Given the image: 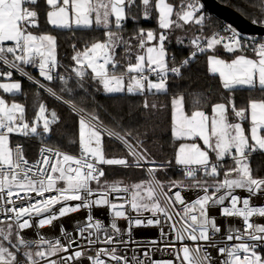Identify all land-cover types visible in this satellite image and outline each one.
<instances>
[{"label":"snow or ice","instance_id":"6c2138e0","mask_svg":"<svg viewBox=\"0 0 264 264\" xmlns=\"http://www.w3.org/2000/svg\"><path fill=\"white\" fill-rule=\"evenodd\" d=\"M38 4L39 0H0V65L8 69L0 70V77L10 80L14 69L45 89V84L36 81L24 67L34 66L45 81L58 78L65 85L62 91H68V78L56 72L59 66L56 37L37 35L30 30L39 27V12L26 5ZM45 4L49 9L47 23L54 28L95 26L104 30L102 41L72 56L75 66L71 72L78 78L81 88L84 87L82 81L90 76L91 80L103 85L106 93H166L170 74L182 77L183 70L198 53L214 51L223 45L234 58L226 61L215 54L208 55L209 73L219 75L224 89L247 88L264 92V42L253 47L254 57L250 58L243 54L248 44L242 42L231 27L228 29L231 34L227 36L213 33L193 37L190 44L194 50L179 64L174 56L169 57L165 47L169 32L184 29L186 25L204 24L199 0H179L176 4L169 0H45ZM258 8L264 14V0ZM154 14L158 32L139 28L125 38L126 22L138 23L141 19H151ZM6 42H10V46ZM177 43L183 44V40L177 37ZM120 48L124 51L118 58ZM238 51L241 54L236 55ZM0 89L5 93H19L22 85L19 81L0 83ZM46 91L61 99L53 88L47 87ZM170 103L172 137L203 142V147L197 143H181L175 152V163L182 167L188 183L183 179L167 184L158 180L155 174L164 166L157 167L149 160L142 143L131 144V133L121 135L107 131L106 134L121 140L135 159L130 163L126 158H107L102 148V121L98 114L84 113L83 109L78 128L79 154L42 147L40 158L30 163L21 145L10 146V134L40 135L38 125L41 122L43 134H48L50 125L59 118L52 111L49 119L46 105L40 102L35 120L29 123L23 104H9L0 97V216L4 217L0 219V264H74L82 257L90 264H174L172 260H152L150 253L155 249L145 250L144 259L136 254V249H132L133 255L126 254L130 244L139 247L132 239V231L142 226L159 227L164 247L173 252L176 264H217L209 249L218 251L223 257L219 264H264V255L257 251L258 246L264 244V224L253 220L254 217L264 218V205L251 203L253 198L264 196V178L254 176L251 166L252 155L264 152V98L250 100L247 109H237L234 99L229 97L226 102L212 105L211 117L198 106L199 98L193 99L194 109L190 114L185 110L183 94L174 96ZM143 107L156 109L157 105L145 100ZM229 112L238 121L250 115V135L246 134L241 122L230 121ZM226 157L231 158L233 165L224 170ZM142 161L152 165L148 168L150 179L124 187H119L118 182L100 184L106 175L100 165L142 168ZM200 173L202 176L198 178ZM93 181L96 189L92 187ZM175 188L198 189L203 194L188 202L181 191L173 192ZM237 189L248 195L241 198L236 194ZM53 191L56 195H45ZM112 192L130 193V197L123 203H114L109 199ZM33 193L40 199H34ZM18 201L23 203L18 205ZM68 201L78 203L73 206ZM125 204L130 205L131 212L136 215H131ZM57 205H60L58 211ZM97 206L109 208L112 219L108 226L91 214V209ZM82 209L89 211L85 222L77 223L78 238L66 232L63 225L60 226L66 241L63 243L59 238L53 241L39 234L36 240L25 239L22 235L25 229L53 226L60 218ZM212 209H219L221 217L242 221V229L229 226L222 238L236 243H218L217 236L223 229L210 214ZM145 212H150L151 216L145 217ZM32 217L38 218L35 224L31 222ZM118 220L126 221L125 229ZM162 225L167 226V232ZM176 242L180 243L178 249ZM150 243L158 242L152 240ZM97 244L104 247L98 248L94 255H86V250ZM121 247L125 254L118 253ZM21 256L23 261L19 259Z\"/></svg>","mask_w":264,"mask_h":264},{"label":"trees","instance_id":"16d2710c","mask_svg":"<svg viewBox=\"0 0 264 264\" xmlns=\"http://www.w3.org/2000/svg\"><path fill=\"white\" fill-rule=\"evenodd\" d=\"M218 1L233 8L248 20L252 22L257 21L256 24L264 25V23H261L264 21V14L258 8L261 0ZM169 2L176 4L179 0H169ZM26 6L30 8L35 7L39 12V27L30 30L34 34H51L56 37V57L59 65L56 72L68 78L67 88L69 89L68 91H62L65 85L58 78L48 82L39 76V69L31 70L27 68L29 74L40 83L45 84V88L51 87L61 96V99H56L46 90L41 89L36 84L12 71V78L20 80L22 91L14 94L3 93V98L7 102L23 104L25 106V119L29 123L35 120V112L38 110V104L40 102L46 105V115H48L49 119H51L49 116L51 111H55L59 118L55 124L50 125V133L43 134L41 122L38 125L41 132L40 135L20 138L24 155L29 159L36 156L38 142L42 139L52 147L68 151H75L79 147L78 128L80 116L76 111L66 105L64 103L65 101L75 106L78 110L83 109L84 113L98 114L102 121V126L109 131H115L121 135L131 133L129 142L131 144L142 143L143 148L147 149L149 160L154 161L155 164H174L175 152L179 144V140L174 139L171 134L170 102L174 96L180 94L185 96V110L189 114L194 109V98L200 99L198 106L206 114L211 113L213 104L226 102L229 97L234 99L237 109H247L250 100L264 98V92L258 89L250 90L247 88H239L234 91L224 89L219 77L208 71L207 57L213 53L211 50L203 54L198 53L196 58L191 60L190 64L183 70L182 77H174L170 74L168 91L166 93H106L102 85L97 81L91 80L90 76L82 81L84 87L81 88L78 83V78L71 72L72 67L75 66L72 56L76 54V51H82L86 46H90L96 41H102L104 39V30L95 26L82 29L54 28L47 23L46 12L48 11V7L45 4V0H39L37 6ZM202 13L205 16V21L202 26L194 24L186 25L184 29L169 32V39L165 47L169 57H175L176 64H179L194 50L190 44V40L193 37L196 35L210 36L222 27L220 19L205 11L203 8ZM139 28L156 30L158 32L159 29L155 14L151 19H141L138 23L134 21L126 22L123 29L125 38L131 37ZM201 29L203 30L201 31ZM177 37L183 40V44L177 43ZM256 37L259 40H264L263 36ZM242 42H244L243 39ZM6 43L10 46V42ZM133 43L135 44V42ZM255 45L257 44L248 45L244 49L243 54L248 55V51H253L252 49ZM123 51V48L118 50V58L119 54H122ZM238 53L240 52L238 51L235 54ZM219 54L227 59L234 56L230 53ZM169 63H172L171 59ZM0 70L8 71L3 65H0ZM88 72L90 73L89 70ZM151 78L156 79L154 76ZM145 100L149 104H156L157 108L145 109L143 107ZM17 139L14 137L11 139V142ZM102 147L104 154L112 158L127 152L126 148L119 141L112 136H108L106 132L102 135ZM229 162H231V159H225L223 164ZM251 166L254 176L264 178V152H257L252 155ZM102 168L106 173L104 178L111 183L118 182L127 186L138 177L136 171L131 167L125 168L120 165H104ZM141 174L145 178L142 169ZM155 175L158 180L165 184L169 181L184 178L182 172L177 171L171 166L162 168ZM198 178H200L199 175Z\"/></svg>","mask_w":264,"mask_h":264},{"label":"built area","instance_id":"2783aa9c","mask_svg":"<svg viewBox=\"0 0 264 264\" xmlns=\"http://www.w3.org/2000/svg\"><path fill=\"white\" fill-rule=\"evenodd\" d=\"M205 11H207V10H205ZM221 22H222V27L220 29H218L217 31L213 32V33H219L220 36H227V35L231 34L228 31L229 27H231V29H234L235 32L244 40V42L248 43V45L259 44L261 42H264L263 39L259 40L256 36L243 35V34L239 33L230 24L224 23L223 21H221ZM189 55L190 54H188L185 58H187ZM24 67H25L26 70H27V68H30L31 70H38V67H34V66H24ZM23 77L27 79V77H25V76H23ZM35 80L38 81L37 79H35ZM31 82L34 83V81H31ZM34 84L39 86L37 83H34ZM44 90H46V88ZM64 103H66V102H64ZM66 104L73 108V106H71L70 104H68V103H66ZM76 111H78L80 113L79 110L76 109ZM103 129H104V132H106V133H107V131H109L105 127H103ZM10 135H12L14 137H17V138H25L24 136L16 134V133H13V134H10ZM112 137L115 138L117 141H119L123 146H125L127 148V146L121 140L117 139L114 136H112ZM16 145H21L22 146V143L17 141V140L11 143L12 147H15ZM42 147L51 148L53 150H59L61 152L72 154V155H78L79 154V147L75 151H68V150L52 147L49 144H47L45 142V140L42 139L41 141L38 142L36 156L34 158H32V159H29V158H27L24 155L25 158L28 159V161L30 163H34L36 160H38L40 158V150H41ZM23 153H24V151H23ZM141 163L143 164V167L141 169L143 170L146 178L150 179V175L148 173V168L150 166H152V165H149L147 162H143V161ZM160 165H163L164 166L163 168L170 167V166L174 167L177 171L182 172V175H183L182 167L176 165V163H174V164H158V165H155V166L159 167ZM198 175L201 177L202 173H200ZM182 179L185 180L186 183L189 182L187 180V178H185V177L182 178ZM182 179H180V180H182ZM111 184H113V183H110L109 185H111ZM118 186L119 187H124L125 185H123L121 183H118ZM94 189H96V188H94ZM178 190L181 191L182 196L188 202H191L192 200L196 199L197 195H202L203 194L198 189L188 190V189L175 188V189H173V192L178 191ZM235 191H236V194L238 196H240L241 198H243V197L248 195L243 190L237 189ZM21 194L23 195V193H21ZM45 195L46 196H51V195H56V193L53 191L51 193H46ZM32 196H33L34 199H40V197H36L34 193L32 194ZM129 197H130V193H125V192H112V193L109 194V199L112 200V202H114V203H123L124 200L126 198H129ZM22 203L23 202H21V201L17 202L18 205L22 204ZM67 203L69 205H73L74 206L78 202L77 201H68ZM251 203H252L253 206L264 205V196L253 198ZM240 206H242V205H240ZM59 207H60V205L56 206V210L57 211H58ZM177 207H179V206H177ZM125 209L131 215H136V213L131 212L130 205L125 204ZM88 211L89 210H87V209H82V210H80V211H78L76 213L69 214V215H67V216H65L63 218H60L59 220L55 221L53 226H45L44 228H37V227L34 226V227L30 228V229H25V230H23L22 235L24 236L25 239H28V240H36V239L39 238V235H42L46 239H49V240H53L54 241L55 239L59 238V239H61L62 243L66 242L64 237L62 236V234L60 232V226L63 225L65 230H66V232L71 233L74 237H77V232H76L77 223L78 222H80V223L85 222L86 216L88 214ZM91 214L93 215V217L95 219H99V220L103 221L105 226H108L110 224V222H111V219H112V214H111L109 208L106 207V206L93 207L91 209ZM210 214L212 216L216 217L217 223L219 225H221L222 229H223L222 232L217 236L218 243H228V244L236 243V241H224L222 238L226 235V230H227V228L229 226L238 227V228L242 229L243 228L242 221L239 218H225V217H221L219 215V209H212ZM144 216L145 217L151 216V213L150 212H145ZM0 219H4V217L0 216ZM253 220L256 223L264 224V218L254 217ZM37 221H38L37 217H32V221H31L32 223L35 224ZM118 224L121 226L122 229L126 228V221L125 220H118ZM162 226L165 228V231L167 232L168 231L167 226L166 225H162ZM125 239H127L126 236H125ZM132 239L138 242L139 247H137V244H130L128 246L129 250L126 253L128 256L133 255L132 249H136V254L139 255L142 259H144L143 252L145 250H147V249H155V250L151 251V253H150L152 260H155V261L172 260L174 262V264H176L175 255L173 254V252L170 249H166L164 247L165 241H163L161 239L159 227H156V226H142V227L134 228L133 231H132ZM152 240H156L158 243L155 244V245H152L150 243V241H152ZM80 243L83 244L84 241H80ZM188 243H189L190 246L192 245V242H188ZM176 246H177V249H178L180 247V243L176 242ZM100 247H104V245L97 244V245H95V246H93L91 248H88L86 250V255H94L95 251L98 248H100ZM209 251L211 252L213 258L217 260V264H219V260L223 259V257H221L219 255L218 251H216V250L209 249ZM257 251H258V253L264 255V244L259 245L258 248H257ZM118 253L119 254H125L123 247L118 249ZM60 255H65V254L61 253ZM19 259L21 261H23V257L22 256L19 257ZM74 264H90V262L86 259V257H82L79 261L74 262ZM109 264H113V262H109Z\"/></svg>","mask_w":264,"mask_h":264},{"label":"water","instance_id":"95a60500","mask_svg":"<svg viewBox=\"0 0 264 264\" xmlns=\"http://www.w3.org/2000/svg\"><path fill=\"white\" fill-rule=\"evenodd\" d=\"M202 7L215 17L233 26L239 33L247 36H263L264 25L256 24L242 14L218 0H199ZM52 112V111H51ZM51 112L49 116L51 117Z\"/></svg>","mask_w":264,"mask_h":264},{"label":"rangeland","instance_id":"374dc122","mask_svg":"<svg viewBox=\"0 0 264 264\" xmlns=\"http://www.w3.org/2000/svg\"><path fill=\"white\" fill-rule=\"evenodd\" d=\"M37 35H40V34H37ZM216 49H220V50L225 51L224 48H223V45H220V48H219V46H217ZM25 70H26V69H25ZM12 71L16 72V70H12ZM26 71H27V70H26ZM16 73H18V72H16ZM18 74L20 75V73H18ZM21 76H22V75H21ZM154 80H155V79H154ZM17 81L20 82L19 79H14V78H11V79L9 80V79H5V78L2 77V79H0V83H11V82H17ZM3 93H5V92H3L2 89H0V97H2V98L4 97V96H3ZM8 94H14V93H8ZM6 102H7V101H6ZM7 103L11 104V103H13V102H7ZM16 103H17V102H16ZM211 115H212V112H211V114H210V117H211ZM229 117H230V121H231V122H241V121H238V118H235L234 115H233L232 113H229ZM17 141H20V138H18ZM10 143H11V139H10ZM193 143H197V144H199L201 147H203V142L201 143L200 141L193 139ZM10 146H11V144H10ZM124 147H125V146H124ZM102 148H103V147H102ZM125 148H126V147H125ZM178 148H179V147H178ZM126 151H127V152L123 153L122 155H119V156L114 157V158H126V159H128L129 162L131 163L135 158L129 155V153H128V149H127V148H126ZM103 152H104V151H103ZM104 155H105V154H104ZM105 156H106V155H105ZM106 157H107V158H112V157H108V156H106ZM212 158L215 159L214 154H213V157H212ZM225 159H231V158L226 157ZM155 165H158V164H155ZM232 165H233V162H232V160H231V162H229V163H227V164H224V170H226L228 167H231ZM100 166L103 167L104 165H100ZM131 168H133V169L136 171V173L138 174V177H137V179H136L135 181L130 182L129 185H131V184H133V183H139V182H141V181L148 180V179L146 178V176H145V178L142 177L141 169H140V168H136V167H131ZM222 178H223V176L221 177V179H222ZM105 183L110 184L111 182H109L108 180H106V179L103 177V178L101 179V181H100V184L103 185V184H105ZM59 186L62 187L63 185L60 184ZM92 187H93V188H97V184H96L95 181L92 182ZM33 250H35V249L33 248Z\"/></svg>","mask_w":264,"mask_h":264},{"label":"crops","instance_id":"0c3cea01","mask_svg":"<svg viewBox=\"0 0 264 264\" xmlns=\"http://www.w3.org/2000/svg\"><path fill=\"white\" fill-rule=\"evenodd\" d=\"M49 10V9H48ZM46 19H47V17H46ZM51 26V25H50ZM51 27H53V26H51ZM73 28H75V27H73ZM60 29V28H59ZM80 29H82V28H80ZM219 48H220V45H219ZM213 53H211V54H209V55H213V54H215L217 57H219V58H221V59H224V60H226V61H230L231 59H233L234 58V56L233 57H231V58H223L219 53H227L226 51H223V50H220V49H215L214 51H212ZM239 54H241V53H238V54H236V55H239ZM245 55H247V54H245ZM248 57H250V58H252V57H254V52L253 51H248V55H247ZM90 72H91V70L90 69H88ZM213 75H217L218 77H219V75L218 74H213ZM102 85V84H101ZM102 87H103V85H102ZM237 89H239V88H237ZM5 94H8V93H5ZM249 103V102H248ZM66 104V103H65ZM67 105V104H66ZM72 106V105H71ZM70 107V106H69ZM70 108H72V107H70ZM73 109V108H72ZM78 110V109H77ZM76 111V110H75ZM80 111V110H79ZM77 113H78V115L80 116V113L78 112V111H76ZM212 112V111H211ZM210 114L211 113H209V114H207L209 117H210ZM241 123H242V125H243V127L245 128V130H246V134H248V135H250V115H249V118L248 119H246V121H241ZM12 138H14V136H12V135H10V139H12ZM17 138V137H16ZM195 140H198V141H200L199 139H195ZM21 142V141H20ZM201 143H202V141H200ZM12 143V142H11ZM10 143V144H11ZM181 143H193V139L192 140H188V139H181V140H179V144H178V147H179V145L181 144ZM178 147H177V149H178ZM176 149V150H177Z\"/></svg>","mask_w":264,"mask_h":264}]
</instances>
